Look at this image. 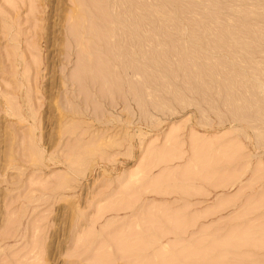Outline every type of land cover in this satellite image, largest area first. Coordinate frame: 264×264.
Returning a JSON list of instances; mask_svg holds the SVG:
<instances>
[{"label":"rangeland","instance_id":"obj_1","mask_svg":"<svg viewBox=\"0 0 264 264\" xmlns=\"http://www.w3.org/2000/svg\"><path fill=\"white\" fill-rule=\"evenodd\" d=\"M0 264H264V0H0Z\"/></svg>","mask_w":264,"mask_h":264},{"label":"bare ground","instance_id":"obj_2","mask_svg":"<svg viewBox=\"0 0 264 264\" xmlns=\"http://www.w3.org/2000/svg\"><path fill=\"white\" fill-rule=\"evenodd\" d=\"M107 15V14H106ZM79 41V40H78ZM122 42V41H121ZM122 57V56H121ZM82 62V61H81ZM138 70V69H137ZM219 119V118H218ZM71 123V122H70ZM74 124V123H73ZM30 132V131H29ZM102 140V139H101ZM35 153V152H34ZM10 157V156H9ZM24 158V157H23ZM33 160V159H32ZM36 161V160H35ZM36 263V262H35Z\"/></svg>","mask_w":264,"mask_h":264}]
</instances>
